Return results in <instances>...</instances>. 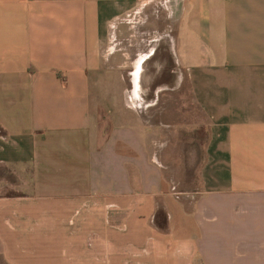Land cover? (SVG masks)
Listing matches in <instances>:
<instances>
[{"label": "crops", "instance_id": "obj_1", "mask_svg": "<svg viewBox=\"0 0 264 264\" xmlns=\"http://www.w3.org/2000/svg\"><path fill=\"white\" fill-rule=\"evenodd\" d=\"M0 264H264V0H0Z\"/></svg>", "mask_w": 264, "mask_h": 264}, {"label": "rangeland", "instance_id": "obj_2", "mask_svg": "<svg viewBox=\"0 0 264 264\" xmlns=\"http://www.w3.org/2000/svg\"><path fill=\"white\" fill-rule=\"evenodd\" d=\"M137 93H138V97H137V103L135 104L136 107H134L136 108L135 110L146 113L145 117L147 118L146 121L148 122V124L155 123L156 117H158L159 115L162 116V112L157 111L158 107H161V106L159 105V103H156V102L162 101L161 98L163 97L165 98L167 95H170L171 89H167V88L149 89V88H139L138 87ZM174 94H175V91H174ZM190 95L191 93L188 88H179V96L181 98H187ZM157 97L159 98V100H157L158 99ZM189 105L190 103H188L187 99L181 100L179 104L180 108H182L183 110H185L184 107H187Z\"/></svg>", "mask_w": 264, "mask_h": 264}]
</instances>
